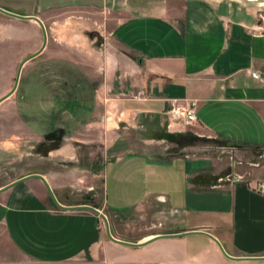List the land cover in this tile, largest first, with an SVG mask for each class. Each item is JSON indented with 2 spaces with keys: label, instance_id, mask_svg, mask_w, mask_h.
I'll list each match as a JSON object with an SVG mask.
<instances>
[{
  "label": "crops",
  "instance_id": "obj_1",
  "mask_svg": "<svg viewBox=\"0 0 264 264\" xmlns=\"http://www.w3.org/2000/svg\"><path fill=\"white\" fill-rule=\"evenodd\" d=\"M258 10L224 0H0V34L20 30L26 40L21 29L44 27L47 42L67 36L79 66L100 80L112 130L139 133L147 148L71 170L63 141L0 137V264H264ZM69 13L77 16L57 22ZM37 38L19 67L48 48ZM172 99L194 102L197 121H171ZM182 138L193 142L170 155V141ZM154 144L158 152L150 151ZM71 172L102 178V206L71 200ZM85 207L105 215L113 239ZM134 211L148 229L141 239L120 232Z\"/></svg>",
  "mask_w": 264,
  "mask_h": 264
},
{
  "label": "rangeland",
  "instance_id": "obj_2",
  "mask_svg": "<svg viewBox=\"0 0 264 264\" xmlns=\"http://www.w3.org/2000/svg\"><path fill=\"white\" fill-rule=\"evenodd\" d=\"M224 1L256 7L264 17V0H260L262 3L249 0ZM72 16L77 15L65 14L58 17L57 22L61 24L65 21L64 18ZM262 20L264 21V18ZM21 30L27 34L26 40H20V30H6L5 34H0V101L9 96L0 103V137L10 140L33 138L39 141H63L64 144L70 145V153L75 161L67 164L71 170L77 166L97 168L100 162L103 165L105 161L113 160L126 152L137 154L146 151L139 133L126 132L123 127L120 132L112 130L109 118L105 117L107 104L104 99L98 98L100 80L90 78L84 68L79 66L80 63L83 64L82 57L76 49L71 50L70 46L63 42V38L67 36L54 34L53 40L50 38L47 42L48 48L33 57L34 64L19 67L18 61L30 54V38L38 37V45H41L46 33L44 28L37 30L24 27ZM89 38L94 40L95 37L91 35ZM95 42L98 45L101 43L100 40ZM89 71L93 72L89 73L92 76L100 75L92 67ZM190 142L193 141L184 138L171 140L173 149L170 150V155L174 156L175 152L181 155L180 150ZM204 148L199 153H207ZM158 150L156 144L150 149L152 152ZM216 155L220 157L222 154L217 151ZM59 166L63 169L66 164ZM14 173L10 168L6 175L11 177ZM70 175V180L66 182L75 185V188H68L73 202L90 207L102 206L104 191L100 176L92 180L78 178L79 173L71 172ZM157 210L155 212H158ZM140 219L138 212H132L128 219L130 226L121 228V234L132 239L143 238L148 229L141 225ZM189 222L190 220L187 224ZM155 223L158 224V221L155 220ZM1 241V245L7 250L5 242ZM157 251L158 249L153 248L149 250L151 253Z\"/></svg>",
  "mask_w": 264,
  "mask_h": 264
},
{
  "label": "built area",
  "instance_id": "obj_3",
  "mask_svg": "<svg viewBox=\"0 0 264 264\" xmlns=\"http://www.w3.org/2000/svg\"><path fill=\"white\" fill-rule=\"evenodd\" d=\"M261 18L263 19L264 17L261 16ZM169 103L167 115L171 121L185 125H192L197 121L196 104L194 102L187 103L186 100L172 99L169 100Z\"/></svg>",
  "mask_w": 264,
  "mask_h": 264
},
{
  "label": "water",
  "instance_id": "obj_4",
  "mask_svg": "<svg viewBox=\"0 0 264 264\" xmlns=\"http://www.w3.org/2000/svg\"><path fill=\"white\" fill-rule=\"evenodd\" d=\"M12 16H14V15H12ZM35 19H36V18H35ZM36 20H37V19H36ZM43 28H44V27H43ZM44 29H45V28H44ZM44 35H45V36H44V45H43L42 49L45 47V45H46V43H47V40L45 41V38L47 39V37H46V33H45ZM31 58H33V57H31ZM8 97H9V96L4 97V98L0 101V103L3 102L4 100H6ZM85 208L91 209V208H89V207H85ZM91 210L95 211L96 213H98V214L102 217V219H103V220L105 221V223H106V226H107V229H108V233H109V235H110V232H109V223H108V220L106 219L105 215H103V214H102L100 211H98L97 209H91ZM110 238L113 239L111 235H110ZM119 243L124 244V245H127V246H130V247L143 246L141 243H140V244H134V243H122V242H119ZM146 244H147V243H146Z\"/></svg>",
  "mask_w": 264,
  "mask_h": 264
},
{
  "label": "bare ground",
  "instance_id": "obj_5",
  "mask_svg": "<svg viewBox=\"0 0 264 264\" xmlns=\"http://www.w3.org/2000/svg\"><path fill=\"white\" fill-rule=\"evenodd\" d=\"M252 2L260 1V0H250ZM23 19H28V18H23ZM36 20V19H35ZM46 41V40H45Z\"/></svg>",
  "mask_w": 264,
  "mask_h": 264
}]
</instances>
